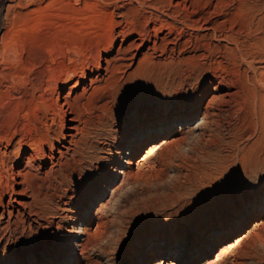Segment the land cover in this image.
<instances>
[{
  "label": "bare ground",
  "instance_id": "obj_1",
  "mask_svg": "<svg viewBox=\"0 0 264 264\" xmlns=\"http://www.w3.org/2000/svg\"><path fill=\"white\" fill-rule=\"evenodd\" d=\"M230 2L152 0L156 13L120 12L105 35L88 38L81 49L77 37L68 36L70 55L63 49L56 52L54 65L30 84L24 120H19L12 101L1 105L0 216L23 215L57 229L65 243L73 245L69 246L73 257L74 251L88 257L93 246L89 229L77 230L74 225L69 229L67 222L82 221V212L87 223L95 216L99 223L102 220L106 205L91 215V203L107 181L95 164L123 163L131 146L124 162L129 167L139 147V141H133L136 131L150 138L160 129L158 136L164 139L150 144L137 163L142 168L158 150L179 149L189 130L179 126L186 127L187 121L201 115L192 148L214 163L216 196L237 204L236 215L244 208L263 218L245 237L225 244L218 256L249 237L264 241L256 230L264 226V3L249 1L246 22L221 32L219 18L227 5H234ZM190 7L205 8L203 16L193 18L197 12ZM179 23L183 26L174 37ZM200 31L205 33L199 36ZM183 35L190 38L184 40ZM144 62L166 67L159 92L174 101L146 115L140 125L123 128L128 121L117 102L120 92L101 90L114 75ZM225 130L230 131L227 136ZM86 162L91 173L80 171ZM162 262L158 258L155 264Z\"/></svg>",
  "mask_w": 264,
  "mask_h": 264
},
{
  "label": "rangeland",
  "instance_id": "obj_2",
  "mask_svg": "<svg viewBox=\"0 0 264 264\" xmlns=\"http://www.w3.org/2000/svg\"><path fill=\"white\" fill-rule=\"evenodd\" d=\"M150 1L0 0V110L2 103L12 101L19 111V120H24L25 108H30L27 95L30 84L54 65L61 49L64 53L67 51L66 56L70 55L65 43L68 36L79 37L76 41L81 49L90 37L105 35L120 12H138L139 16L156 13ZM226 1L234 5H227L225 15L219 18L221 32L232 30L234 26L238 29L246 22L248 14L245 13H249L246 4L251 0H241L245 4L238 0ZM255 1L264 3V0ZM190 9L197 12L193 18L203 16L205 10ZM163 18L172 22L168 16ZM178 25L174 37L181 31L182 23ZM161 31L167 33L168 29ZM199 33L201 36L205 32ZM159 58L157 61L161 60ZM165 68L156 62H144L131 71L119 72L109 83L103 84L101 93L120 92L117 102L128 121L121 124L123 128L140 125L146 115L174 101L173 96L159 92L160 77L163 78L160 75ZM201 121L198 115L187 121L186 127L179 126L190 130L183 145L179 149L158 150L142 168H138L137 163L150 144H161L164 139L158 136L160 129L150 138L136 131L133 141H139V147L129 167L124 162L129 160L131 146L123 163L111 160V163L95 164L101 167L98 174L104 173L107 181H104L105 189H99L91 203L94 209L91 215H96L101 204L106 205L102 220L99 223L95 216L87 223L86 214L82 212V221L67 222L69 229L73 225L77 230L89 229L88 240L93 246L88 257L80 255L79 251H74L73 257L69 249L73 245L65 243L57 229L49 230L23 215L0 216V264H155L158 258L164 261L159 264H264V241L257 237L246 238L218 256L225 244L245 237L255 222L263 218L243 211L244 208L241 215H236L237 204L216 196L215 165L192 148ZM228 132L225 130L224 134L227 136ZM89 164L84 163L80 171L91 173ZM105 165L110 168L106 169ZM113 168L116 174L112 173ZM256 230L264 238V226Z\"/></svg>",
  "mask_w": 264,
  "mask_h": 264
}]
</instances>
